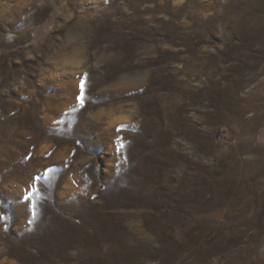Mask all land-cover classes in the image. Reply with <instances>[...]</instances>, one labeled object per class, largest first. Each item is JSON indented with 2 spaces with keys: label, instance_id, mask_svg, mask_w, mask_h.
<instances>
[{
  "label": "rangeland",
  "instance_id": "1",
  "mask_svg": "<svg viewBox=\"0 0 264 264\" xmlns=\"http://www.w3.org/2000/svg\"><path fill=\"white\" fill-rule=\"evenodd\" d=\"M0 264H264V0H0Z\"/></svg>",
  "mask_w": 264,
  "mask_h": 264
},
{
  "label": "snow or ice",
  "instance_id": "2",
  "mask_svg": "<svg viewBox=\"0 0 264 264\" xmlns=\"http://www.w3.org/2000/svg\"><path fill=\"white\" fill-rule=\"evenodd\" d=\"M86 80H87V75L85 74V76L81 78V82H80V95L77 96V100H78L79 105H80L81 108L84 107V93H85ZM120 130L121 129H119V128L117 129V131H120ZM119 147L122 148L123 147V143H120ZM37 179H39V178H37Z\"/></svg>",
  "mask_w": 264,
  "mask_h": 264
}]
</instances>
